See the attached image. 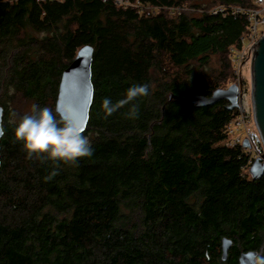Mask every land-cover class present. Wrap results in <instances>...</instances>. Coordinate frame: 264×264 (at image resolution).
<instances>
[{
	"label": "trees",
	"instance_id": "obj_1",
	"mask_svg": "<svg viewBox=\"0 0 264 264\" xmlns=\"http://www.w3.org/2000/svg\"><path fill=\"white\" fill-rule=\"evenodd\" d=\"M126 2L0 0V264H264V173L225 144L237 108L169 98L228 85L249 29L228 9L254 0ZM85 44L93 100L68 136L55 98Z\"/></svg>",
	"mask_w": 264,
	"mask_h": 264
},
{
	"label": "water",
	"instance_id": "obj_2",
	"mask_svg": "<svg viewBox=\"0 0 264 264\" xmlns=\"http://www.w3.org/2000/svg\"><path fill=\"white\" fill-rule=\"evenodd\" d=\"M93 46L85 44L80 46L74 57L62 69L55 98L54 110L65 122L64 132L68 136H75L85 130L89 108L93 97L91 81V62ZM250 74V107L254 126L260 143L264 147V31L256 39L253 55L249 66ZM240 86L230 82L226 87L215 88L209 95L192 93L178 95L170 93L169 98L188 102L194 106H208L219 100H226V108H236L241 97ZM3 108L0 105V138L2 129ZM243 146H249L248 140L242 141ZM264 155L256 156L248 167L252 178H257L264 173ZM231 240L221 238V258L226 257ZM258 252L255 249L241 251L237 258L238 264H256Z\"/></svg>",
	"mask_w": 264,
	"mask_h": 264
},
{
	"label": "built area",
	"instance_id": "obj_3",
	"mask_svg": "<svg viewBox=\"0 0 264 264\" xmlns=\"http://www.w3.org/2000/svg\"><path fill=\"white\" fill-rule=\"evenodd\" d=\"M116 3L126 4V0H114ZM256 7L253 8H242V7H223L222 5H216L209 9V12L216 13L221 11L223 14L227 9L229 13L235 15L237 13L243 14L246 16L249 21V29L246 34L239 37V46H230L229 47V62L232 66V74L238 80L241 74V69L245 64H249L253 55L254 44L256 39L264 31V0H254ZM227 12V11H226ZM261 25L263 28L259 31L258 27ZM236 80V82H237ZM235 82V83H236ZM238 86H240L238 84ZM241 90V88H240ZM241 97L239 105L237 108L238 112L230 119L225 126V131L228 134V138L225 142L227 146L233 147L236 145H241L247 151L248 159L243 169L249 167L252 159L259 154L256 152L254 147L249 143V146H243L242 141L247 139V125H246V116L247 108H244V92L241 90ZM250 110V109H249ZM248 140V139H247Z\"/></svg>",
	"mask_w": 264,
	"mask_h": 264
},
{
	"label": "rangeland",
	"instance_id": "obj_4",
	"mask_svg": "<svg viewBox=\"0 0 264 264\" xmlns=\"http://www.w3.org/2000/svg\"><path fill=\"white\" fill-rule=\"evenodd\" d=\"M208 1V0H203ZM259 31L263 28L261 25L257 26ZM215 64V58H211L210 65ZM232 72V69H231ZM228 84L230 82H236V78L233 76L229 77ZM236 84L240 85L241 90L244 92V108H247V116H246V125H247V132H248V142L251 143V145L254 147L256 152L259 154V156L264 155V147L260 143L256 128L254 126L252 115H251V107H250V95H249V85H250V74H249V64H245L241 69V74L239 76V79L237 80ZM227 86V85H226ZM225 86V87H226ZM21 109L26 112L28 110L27 104H24ZM250 109V110H249ZM226 142V141H225ZM264 160V157L262 158ZM253 161V160H252Z\"/></svg>",
	"mask_w": 264,
	"mask_h": 264
}]
</instances>
